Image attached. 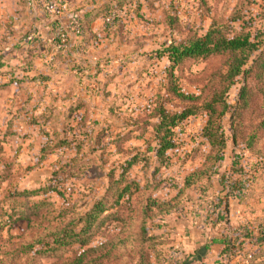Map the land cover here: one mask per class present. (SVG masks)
Wrapping results in <instances>:
<instances>
[{"label": "rangeland", "instance_id": "obj_1", "mask_svg": "<svg viewBox=\"0 0 264 264\" xmlns=\"http://www.w3.org/2000/svg\"><path fill=\"white\" fill-rule=\"evenodd\" d=\"M51 1L0 0V41L17 44L0 52L1 60H32L35 77L44 79L0 89V264H69L77 257L81 264H183L188 237L244 229L253 234L243 253L231 263L215 254L206 264H264L254 260L264 230V79L248 80V106L234 122L242 78L228 90L231 110L220 122L226 146L217 154L223 160L205 164L213 183L187 189L169 216H157L152 202L173 198L209 158L201 135L206 115L175 129L178 148L167 167L147 153L157 111L180 112L189 103L178 95H206L221 65L218 57L172 67L165 49L216 27L226 36L246 33L263 51L264 0H59V16L47 11ZM60 29L68 39L61 36L57 46ZM27 89L59 110L28 118L21 110ZM77 100L89 116L73 134L67 123L75 126L81 111L70 117L68 106ZM133 155L139 162L125 182L136 187L117 203L115 184Z\"/></svg>", "mask_w": 264, "mask_h": 264}, {"label": "trees", "instance_id": "obj_2", "mask_svg": "<svg viewBox=\"0 0 264 264\" xmlns=\"http://www.w3.org/2000/svg\"><path fill=\"white\" fill-rule=\"evenodd\" d=\"M78 31V35L81 36V25H79ZM54 35L55 36L53 40L56 41L57 46H59L61 42V36H65L68 39V33L66 31H62L61 29L60 31H56ZM0 43L2 44L3 42ZM257 47L258 44L252 42L250 37L246 33H239L234 36H226V34L223 33L220 28L212 27L203 36L187 39L181 41L180 43H171L170 46L165 49V52L168 54V60L172 63V67H176L177 65L188 60H207L210 58L218 57L221 58V65L220 68L216 72L212 73V75L209 77V88L206 95H204L203 97L178 95L182 101L189 103L188 105L184 106L180 112L169 113L162 108L157 111V122L152 126L153 139L151 140V144L148 145L147 153L154 152V158L160 164H162V166L167 167L170 164V158L168 157V154L169 152L178 148L175 137V129L181 126L189 118L201 114H205L207 117V121L205 127L202 129L201 135L208 142L211 154L215 153V155L212 156L210 154L209 158H205L202 164L203 166L201 165V167L197 169L195 173L186 177L183 188L178 189L177 194L173 198L163 201L154 199L152 204L157 209V216H169L175 212H178L181 204V198L183 197L187 189L193 188V186L202 183L210 187L209 183H213V181H211L210 173L207 170L205 164L208 162V160H211L213 165L216 163L218 164L223 160L221 158H218L217 154L222 152V150L226 146L224 135L221 132L220 122L227 114L230 113L231 110V107L227 104V92L239 78H242L243 86L240 89V102H238V106L230 115V120L234 122L235 118L239 117L242 111L248 106V80L252 79L262 81L264 79V50H258ZM0 52L2 54H6V52ZM24 64L25 66H21V68L18 69L20 73L17 76H14L15 72L13 73L12 70L7 71V74L11 75L10 79L8 83L4 85L2 84L3 86L0 89H4L6 85L9 84H13L14 86L18 85V87H20V85L23 84L26 80H28L29 82L33 81L38 83L40 82V80L44 81L42 77H33L30 79L25 76H20L24 72H27V70L31 67L30 62H27L26 60H24ZM4 66L5 61L1 60L0 57L1 75L3 74L2 68ZM58 99V97H55L54 102ZM73 99L74 98H72L71 101ZM195 101L200 102V104H193V102ZM75 103L77 104L74 105V103H70V106H68V115L70 117H72L73 114H77L79 111H81L79 113L80 119L77 121V124L75 126L71 124L69 125L67 123L68 133L73 134L76 133L75 130L77 127L78 129L84 130L89 116L85 101L79 100L78 102L77 100ZM49 106H46L44 108V111L47 108H50V110L52 109V111H55L57 109L59 110L60 108V106H57L56 103L52 105V107ZM49 113L51 112L49 111ZM42 121L44 125L51 122L49 121L48 117H42ZM33 122L34 124H38L36 123V121ZM61 124L62 123L59 122V125ZM82 133L83 131H81V133L77 132L78 135H81ZM118 146L119 145L116 144V148ZM114 153L118 155L117 150L116 152L114 151ZM138 162L139 160L137 159V155H133L123 163L125 167L123 168L120 179L115 184V186L118 187L120 191V194L116 201L117 203L124 197H127L128 199L131 198L129 189L130 187L136 186L134 185L133 181H130L129 183L125 182V174L129 172V169L132 166L136 165ZM120 186H122V188ZM200 194L205 195L204 193ZM149 208L150 207L143 211V213L147 212ZM96 209V212H99L98 208ZM219 218L223 223H227L226 218H222V216H220ZM63 232L64 231H62V233ZM228 232L230 231L228 230L225 234L223 233L222 235L213 237L209 241L210 244L220 245L221 250L218 257L220 259H223L227 263H231V261L234 260L236 256L243 253L245 242L249 244L250 240L252 239L253 232L244 229V233L238 236L237 233L230 232L231 234H228ZM63 235L68 237L70 236V233L65 232ZM257 239L259 240V242L261 241V244L259 246L260 248L258 252L254 255V260L262 261L264 258V230L261 229L258 231ZM75 242L80 241L79 239H76ZM246 255L247 253H244L243 256ZM190 258H192L190 255H185L183 264L192 263V261H190ZM249 258L251 259L250 256ZM69 264H81V258L77 257Z\"/></svg>", "mask_w": 264, "mask_h": 264}, {"label": "crops", "instance_id": "obj_3", "mask_svg": "<svg viewBox=\"0 0 264 264\" xmlns=\"http://www.w3.org/2000/svg\"><path fill=\"white\" fill-rule=\"evenodd\" d=\"M3 40H5V39H3ZM18 45L20 46V41L18 42ZM11 47L16 48L17 44L16 43L12 44L10 42H3L2 44L0 43V51H3L4 53L5 52L10 53L11 50H9V49ZM8 59L11 60L12 58L9 56H7L5 58V66L2 68L3 74L2 75L0 74V83H2V84L8 83V81L10 79L11 75H8L7 71L12 70L13 73L15 72L14 76H17L20 73L18 69L21 68L20 67L22 65L21 63H24V60H22L20 63L12 64V63H10V61H8ZM30 64H31V67L27 70V72H24L20 76H25V77H28L30 79L37 76L38 73L35 69L36 67H34L32 60H30ZM4 72H6V73H4ZM24 84L35 85V83L33 81L29 82L28 80H26L23 84L20 85V87L23 86ZM39 85H40V83H39ZM11 86H13V84L6 85V87L3 89L2 92H8L10 90ZM25 96H26V99L22 103L21 110H23L27 114L28 118L35 116L37 114H42L44 108L49 104L45 95H40L38 97V96L30 93V90H28V89H27V93L25 94ZM55 97H56V95H54V98ZM41 100H42V102H41L40 106H37V104ZM60 103H61V100H59V104ZM209 240L210 239H204V238L199 240V239H192L191 237H188V239H186V241L182 245L183 246L182 257L184 258L185 255H190L192 257V258H190V261H192V263H190V264H206V258L213 256L215 254H216V257L219 258L218 255H219V252L221 250V246L210 244Z\"/></svg>", "mask_w": 264, "mask_h": 264}, {"label": "built area", "instance_id": "obj_4", "mask_svg": "<svg viewBox=\"0 0 264 264\" xmlns=\"http://www.w3.org/2000/svg\"><path fill=\"white\" fill-rule=\"evenodd\" d=\"M63 5L59 0H53L51 1V3H49L46 7L47 11H49L50 13H52L55 16H59L60 13L63 10ZM63 42V40H62Z\"/></svg>", "mask_w": 264, "mask_h": 264}]
</instances>
